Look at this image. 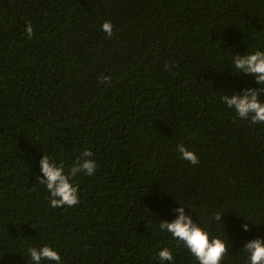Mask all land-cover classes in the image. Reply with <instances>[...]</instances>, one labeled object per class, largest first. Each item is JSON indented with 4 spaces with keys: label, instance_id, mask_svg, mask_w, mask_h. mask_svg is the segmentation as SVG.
I'll return each mask as SVG.
<instances>
[{
    "label": "trees",
    "instance_id": "1",
    "mask_svg": "<svg viewBox=\"0 0 264 264\" xmlns=\"http://www.w3.org/2000/svg\"><path fill=\"white\" fill-rule=\"evenodd\" d=\"M0 264H264V0H0Z\"/></svg>",
    "mask_w": 264,
    "mask_h": 264
}]
</instances>
